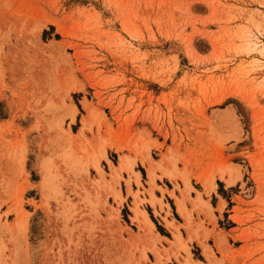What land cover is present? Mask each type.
I'll return each mask as SVG.
<instances>
[{"label":"rangeland","instance_id":"obj_1","mask_svg":"<svg viewBox=\"0 0 264 264\" xmlns=\"http://www.w3.org/2000/svg\"><path fill=\"white\" fill-rule=\"evenodd\" d=\"M0 264H264V0H0Z\"/></svg>","mask_w":264,"mask_h":264},{"label":"bare ground","instance_id":"obj_2","mask_svg":"<svg viewBox=\"0 0 264 264\" xmlns=\"http://www.w3.org/2000/svg\"><path fill=\"white\" fill-rule=\"evenodd\" d=\"M83 126L87 127V123H86V120L83 121ZM82 131V130H81ZM118 149H121V146H118ZM100 155L103 156V157H106V152L104 151L103 148L100 149ZM63 157L66 159V160H69L70 163L74 164L76 163L75 162V159L72 157V154L67 151V152H64L63 153ZM107 158V157H106ZM129 157H122L121 159V162L119 163V166H118V169L120 170H123V169H126L127 167L129 168L131 166V162L128 160ZM91 164L96 168L98 169V164L95 160H92ZM42 165V163H41ZM43 166H45L43 164ZM44 169V168H43ZM115 171L117 172V168L115 169ZM98 173H100V175L102 174L101 171L98 169ZM115 178V177H113ZM43 181V180H42ZM46 182V180H45ZM231 181H228V183H230ZM185 190H188L189 189V185H188V181L185 180ZM177 206H178V209L179 211H182L184 209V202H183V199H178L177 200ZM144 216H145V219H147V223L150 221L148 220V218L146 217V214L144 213Z\"/></svg>","mask_w":264,"mask_h":264},{"label":"crops","instance_id":"obj_3","mask_svg":"<svg viewBox=\"0 0 264 264\" xmlns=\"http://www.w3.org/2000/svg\"><path fill=\"white\" fill-rule=\"evenodd\" d=\"M181 234H182V232H181ZM160 235V234H159ZM161 236V235H160ZM162 237V236H161ZM191 246H192V243H191Z\"/></svg>","mask_w":264,"mask_h":264}]
</instances>
